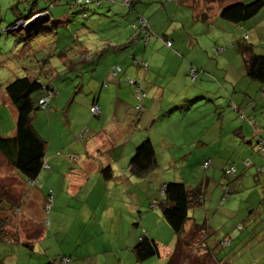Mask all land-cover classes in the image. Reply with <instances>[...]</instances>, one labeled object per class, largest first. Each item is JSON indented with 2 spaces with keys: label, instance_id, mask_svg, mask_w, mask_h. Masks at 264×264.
Instances as JSON below:
<instances>
[{
  "label": "crops",
  "instance_id": "obj_1",
  "mask_svg": "<svg viewBox=\"0 0 264 264\" xmlns=\"http://www.w3.org/2000/svg\"><path fill=\"white\" fill-rule=\"evenodd\" d=\"M120 1L104 0L100 3L99 0L98 6L109 11L108 15H104L107 18L111 14L123 15ZM175 1L176 4H173ZM238 1L250 0H132L134 4L131 9L135 8L137 14L147 18L154 33L148 42L139 39L142 30L137 33V39L131 37L132 15H118L96 27L94 23L97 17L83 25L78 21L74 24L73 19L69 24L65 12L62 14L60 11L68 10L71 3L66 2L64 5L69 6L53 11L50 7L36 9L48 13V20L41 26L46 30L49 41H37V51L32 53L28 61L30 65L26 66L33 70L34 63H37L35 58L44 57L43 60L47 61H42V67L38 70L45 75V79L52 78L56 91L49 107L42 110L44 113L36 112L32 119L33 127L47 141V167L42 168L34 184L24 181L15 170L14 176L2 173L0 167V186L13 184L17 188L11 190L17 199L12 201L14 209H8L11 207L9 200L1 204L6 209L1 210L0 214L8 217L5 229L32 240L33 236L28 238L22 231L39 230L40 222L34 217L37 212L39 218L44 216L47 194H50L55 204L57 196L64 198L63 190L68 195H78L83 189H90L85 185L94 178L99 184L98 188L103 191L102 196L107 190L111 194L103 208L108 217L113 214L121 217L119 228L126 226V214L121 211V214L117 213L118 210L113 206L114 189L117 201L127 194L136 208H130L129 215L136 211L138 220L132 216L131 219L127 218L138 223V229L129 235L132 239H126L128 251L133 253L139 237L145 234L157 242L159 253L162 251L163 255L171 256L175 243L163 244L155 235L166 223L152 209L153 203L161 197L159 190L162 192L166 183L182 182L188 190L197 188L201 193L199 203L188 210L189 219L184 229L189 231L194 222L207 223L214 239L229 234V241L244 240L253 247L257 246L252 252V263L264 264V249L256 250L264 248V156L254 148L257 141H264V82L253 81L246 75L245 56L239 49L235 52L239 57L236 68L231 67V56L226 55L213 64L212 70L204 65V54L199 53L202 51L200 39L206 36L221 42H231L237 48L239 44L249 42L254 51L264 53V6L253 17L239 23L220 17L223 6ZM52 2L54 6L61 5V0ZM92 9L94 12L96 8ZM88 17L87 12L84 18ZM79 28H85L81 31L86 34L84 38H80ZM73 30L76 35L72 34ZM244 35L246 40H242ZM162 38L172 41L171 48L164 44ZM180 52L184 53L187 61L181 59ZM47 54H51L49 58H45ZM127 54L148 61V68L135 66ZM0 55L3 56L1 51ZM117 64L121 71L114 75L110 70ZM190 64L202 68L193 84L188 77ZM128 77L141 82L146 93L141 101L140 114L134 106V90L126 81ZM203 80L209 83L205 84ZM195 100L204 102L200 104V110L190 112ZM0 101L13 116L11 130L14 135L16 110L1 90ZM93 103L100 108L96 119L88 116ZM237 107L249 121L237 118ZM178 111L187 117V125L179 130L184 143L188 145L187 148L200 152L199 165L210 159L211 165H214L212 171L205 168L204 174L198 176L200 169L196 162L190 165L189 170H175L176 155L171 153L175 149L171 150L167 135L173 134L169 119ZM44 122H47L46 127ZM157 126H160L161 133L159 143L151 134ZM80 133L83 136L78 138ZM146 139L151 142L157 164L155 168L139 175L133 170L130 159L135 148ZM161 150L166 152L165 156L159 155ZM183 156L185 152L179 153L178 159ZM185 160L187 163V156ZM230 165L235 168L232 175L224 172ZM105 166L110 167V176H104L101 172ZM259 167L262 169L259 170ZM52 179L66 184L58 194L55 192L52 195L53 191L49 189ZM142 183H148L149 188L148 184ZM95 188L96 184L92 185L91 191ZM225 188L226 194L223 195ZM241 197L244 205L238 207L236 200ZM134 201L137 204L134 205ZM18 210L20 214L16 212ZM236 223L239 230L245 227L240 235L239 231L232 228ZM110 224L114 232V222L110 221ZM226 226L229 228L222 230ZM41 236L38 235L37 240ZM211 258L216 263L213 254Z\"/></svg>",
  "mask_w": 264,
  "mask_h": 264
},
{
  "label": "rangeland",
  "instance_id": "obj_2",
  "mask_svg": "<svg viewBox=\"0 0 264 264\" xmlns=\"http://www.w3.org/2000/svg\"><path fill=\"white\" fill-rule=\"evenodd\" d=\"M51 1H53L52 3H54V0ZM51 1L0 0V51L3 54V56L0 55V90L2 92L4 85L8 81H11L12 79L18 76L24 75V67L26 65H30L28 63L29 59L32 58V53H35V51H37V41H44L46 43L49 41V38L46 36L45 29H41L38 33L30 37V39L24 38L27 35L26 32L21 28H14V30L12 31L6 30L7 26L9 24H12L16 18L22 16L26 17L32 8L36 10L50 7L51 11L62 7L64 8V6H69L64 5L66 2L72 3V6H69L68 10L65 9L60 12H62V14L65 12L64 15L67 16L66 21L69 24L71 19L74 20V24L76 23V21H78L80 25H83L84 22L90 21L91 19L97 17V20L94 25L98 27L102 25L105 21L109 22L111 18L115 19L116 16L122 15L111 14L107 18L104 15H108L109 11L104 9L103 6L94 5L95 2L98 0H92L93 2L91 4H88L87 7L77 6L75 0H61V5L55 6L51 4ZM103 1L104 0H100V3H102ZM120 2L123 6L124 11V14L122 16L132 15V17L134 18L133 21L136 22L137 20L139 22V18L137 16L135 8L131 9L133 7L130 8L129 6H127L123 0H121ZM173 4H176V1ZM92 7L96 8L94 12H92ZM83 11L89 13V17L87 19L83 17ZM101 28H103V26ZM82 29L85 28L78 29L80 38H84L86 35L84 33H81ZM72 34L76 35L75 30H73ZM134 34L135 32L133 30L131 32V36H133ZM199 36L200 38L203 37L202 35ZM225 44L229 45L228 42H221L217 38H208L206 36L204 39H200L199 45L201 46L202 51H199V53L204 54L203 63L204 65H207L206 67L211 68L213 70V64H215L216 61L221 60V58L226 55L231 56V67H237L236 65L239 64V57L235 53L238 49L236 47V44L233 47H228L227 49L222 51L221 54L213 56L212 46H225ZM179 54L181 56V59H185L187 61L185 56H183L184 53L182 54V52H180ZM192 58H194L193 55ZM237 72L239 74L241 73L239 70H237ZM203 83L206 84L209 82L207 80H203ZM202 102L204 101L195 100V102H193V108H191L190 112L200 110V104H202ZM135 105L136 103L134 104V106ZM0 109H2L0 116V134L3 133L4 135L11 136L13 135V132L11 130L14 125L13 116H11L10 109L3 105L1 101ZM37 112L39 114L44 113L40 109L37 110ZM88 116L90 119H96V117L93 116L90 112ZM137 116L138 114L136 115V118ZM237 118L240 121H243L239 117ZM186 119L187 117H184L180 111L174 112V115H172L169 119L173 129V134H168L167 137H169L171 141V150L175 149L171 151L172 154L176 155L177 160L174 167L176 171L181 172L189 170L190 165L193 166L196 162L197 168L200 169V173L198 174V176H200L201 174H204L203 172L205 170L202 167V163L199 165L200 152L187 148L188 145L184 143L183 137L179 133V130H181L184 126L187 125ZM46 123L44 122L45 127L47 126ZM82 128H86V126H83ZM52 131L53 126L51 128V132ZM151 134L155 136V141L159 143V137H161L160 126L154 127L151 131ZM52 137H54V135H52ZM183 151L185 152V156H187L188 158L187 163V160H185V156H183V158L178 159L179 153L183 154ZM161 154L165 156L166 152L161 150L159 152V155ZM160 160H162V158H160ZM0 164L2 173H7L8 175L14 176L15 173L13 167L1 155ZM213 166L214 165L210 164L209 167L206 169L212 171ZM217 170L219 171V168H217ZM230 174L232 175L234 173ZM21 178H23L24 181H27V183H30L26 178L24 179L23 176H21ZM7 179L9 180L10 178ZM40 182L41 181L38 180V184H40ZM95 184L96 188L91 191V186H94ZM5 185L8 186V190H4L2 194H6L7 198L13 202L17 201V199L15 198V193H13V191L15 189L17 190V188L13 184ZM64 186H66V184H63L62 181L60 182V180L56 181V179H52L50 181L49 189L50 191H53V195L55 192L58 194V192L62 191L61 187ZM149 186L150 185L148 184V188ZM85 187L90 189H83L78 195H68L63 190L62 195H64V198L62 199V196H59L58 198L57 196L55 199L56 207H53L54 203L52 202V207L50 208V210L49 208H47L44 216H41V218H39L38 212L35 209L37 215L34 218L40 222L38 225L39 230L35 232L22 231L25 233L24 235L28 238L33 236L32 240H28L27 238H21L18 235V232L8 231L10 234H13L10 236L15 237L8 236L5 241L0 242V264H213L209 257H205L204 255L198 257L196 253H193L192 248L195 247V244H197V242L196 238L193 239L191 238V236L188 237L187 245L183 246V244H179L181 246L178 247V249L180 248L182 252L174 251L175 254H173L172 261L171 256L165 254L163 255V252L161 251L158 255H153L142 262H136L133 253L128 251V249L126 248V243H128L126 242V239L130 241L132 237L129 235H133L134 231L138 229L137 222L134 223L133 220L129 221L127 219L132 216L135 217L136 220H138L136 211L135 213H131L129 215L130 208L133 210L136 209L132 206V200L129 199V196L126 194L124 198H119V200L117 201V195L114 194L116 189H114V191L112 192V196L115 199L113 206L116 210H118L117 213L121 214V212H124L122 214H126V217H124L126 218V226H123V229H121L119 228L122 224L121 217H117L114 214L108 217L106 209L103 208V206L107 204L108 197L111 196L108 190L105 191L102 196L103 191L98 188L99 184L94 181V178H91L89 182L85 185ZM136 189L137 187L131 192ZM142 189H144V187H142ZM225 191L226 188L223 190V195L226 194ZM161 193L162 192L159 190L160 196ZM142 194H144L143 190ZM60 198L62 199V201H60ZM241 199L242 197L236 200L237 204L239 205L238 207L244 205V201H241ZM67 200L70 201L67 202ZM225 202L227 203V201ZM135 204L137 203L134 201V205ZM98 205L99 207H97ZM16 212H18L19 214L21 213L19 210ZM152 212H156L158 217H161L159 209L157 211L152 209ZM0 216L1 218L4 217L3 214H0ZM110 221L114 222V232L111 231ZM240 223H242V225L245 224L244 222ZM163 226L164 228H161L160 230L156 231L155 235H157L161 243L169 244L170 242H172V244L174 245L176 237L174 235L173 229L168 224H165ZM238 227L239 226L237 223L232 226L233 230H235L236 232L239 231L238 234L240 235L244 232L245 227L242 226V230H239ZM227 228L229 227L226 226L222 228V230ZM40 234L42 236L37 240V237ZM224 238L226 239V242H224L226 245H222L220 243V241ZM230 238L231 236L229 234H222V236L216 238V241L213 237L211 239L209 238V247L216 259V263L253 264L252 252L257 246H254V248L252 245L246 243L244 240L242 242L239 240L229 241L228 239ZM21 241L32 242L30 243V245L26 246V244L23 245ZM263 249L264 248L259 247L256 250L263 251ZM215 254L217 256H215ZM64 258H67V260H64ZM169 258L170 262L168 263ZM125 259L126 263H124Z\"/></svg>",
  "mask_w": 264,
  "mask_h": 264
},
{
  "label": "trees",
  "instance_id": "obj_3",
  "mask_svg": "<svg viewBox=\"0 0 264 264\" xmlns=\"http://www.w3.org/2000/svg\"><path fill=\"white\" fill-rule=\"evenodd\" d=\"M93 1L91 0V4ZM98 2V4H96ZM95 4L99 5V0L96 1ZM88 4H82V7H87ZM134 2H131L130 8L133 7ZM72 5V3L70 4ZM264 6V0H250L248 2H233L230 4H227L223 6L220 10V17L231 21L235 23H239L245 19H248L250 17H253L260 9ZM37 10H34L33 8L29 11L26 17L23 18H29L31 17ZM87 13V12H86ZM138 18H142L143 21L139 22L136 20L131 23L132 31L134 30L135 36H131L132 38L137 39L138 35L137 33L139 30H142L140 32L141 41L148 42L151 39V36L154 35L150 25L148 24L147 18L144 16H140L137 14ZM22 18H16L12 24H9L6 28V30L12 31L14 29H11L12 26L16 23V21L20 20ZM43 26L39 25L33 30L26 33V37L30 39L34 34L38 33ZM242 40H246V35L242 36ZM164 41V44L171 48L172 41L166 38H162ZM227 43V42H226ZM228 44H225V46L220 45H214L212 46L213 56H217L222 53L225 49L228 47H232L233 44L231 42H228ZM248 44H239L238 49L244 55V63H245V69H246V75L253 81H259L264 82V53L256 52L254 51L253 47ZM59 53V52H58ZM51 54H47L45 58H49ZM58 55V54H57ZM129 55V56H128ZM127 57L131 58L132 63L135 66H139L141 69H147L148 68V61L146 60H140L135 58L132 54H127ZM37 59V63H34V69L31 70L27 68V66L24 67V75L18 76L11 81H8L3 88V92L8 97L12 105L14 106L16 110V119H15V134L12 136H5L0 134V155L13 167V169L20 174L21 176L26 178L31 184H34L40 171L42 168L47 167V163L45 161V153L47 148V141L42 138L37 130L32 125V119L34 118V114L37 112V110H45L47 107H49L51 101L55 97V88L52 84V78H44L45 75L41 73L40 69L42 67V61L43 58ZM47 61V60H46ZM45 61V62H46ZM44 62V64H46ZM114 65L112 66L110 72L112 74L113 70L115 68ZM193 69L196 71V75L193 79L190 77V70ZM202 68H199L196 65L190 64V68L188 70V77L190 80V83L193 84V82L196 80V77L198 75V72ZM121 71V67L119 66V70L115 73ZM114 74V75H115ZM43 78V79H42ZM127 79H131L134 82L131 83L128 80H126L128 83H130L133 86V92L135 96V88H139V90L144 94L142 98L138 101L136 100V105L141 106V101L143 98H145V91L143 90L141 86V82L139 83L134 78L128 77ZM53 90L55 93L53 96L48 100L45 107H41L38 103V100L46 96L48 94V89ZM43 89V91H42ZM135 105V108H136ZM234 106V105H233ZM99 107V106H98ZM100 109V108H99ZM142 109V108H141ZM237 116L241 120H247L249 121L248 117L245 116V114L237 107ZM90 111V107H89ZM138 114H140V110H138ZM92 114V112L90 111ZM100 113V111H99ZM98 114L93 116L97 117ZM83 133H80L78 138L82 137ZM260 142L257 141L254 145V148L258 150V152L262 153L264 156V152L257 149V144ZM131 166L133 170L137 174H144L148 172L149 170L156 167V158L153 151V147L151 145V142L146 139L143 140L136 148L133 153V156L130 159ZM203 163V162H202ZM211 163H209L210 165ZM208 165V166H209ZM245 165V164H244ZM207 166V167H208ZM1 167V164H0ZM203 167V166H202ZM207 167H203L204 169ZM233 167V165L228 166L226 169ZM224 170V172L226 171ZM235 171V168H234ZM101 172L104 176H110L111 175V169L109 166H105L102 168ZM233 173V172H232ZM230 174V173H227ZM3 190V191H2ZM8 190V187L6 185L0 186V212L1 210L6 209L1 205L2 203H7L8 198L6 194H2L3 192ZM50 194H47V203L45 204V211L47 208H51L52 204V197ZM201 197L200 189H194V190H188L186 185L182 182H168L166 185L162 188V193L160 199L153 203V209L158 210L161 214L162 219L165 221L166 224H168L174 231V235L176 237L175 242V252H182V250L178 247L183 244V246L188 244V237L191 236V238H196L197 244H195V247L192 248L193 253H196V255L201 256L204 255L205 257H209L213 264V257L211 258L212 251L209 247V238L211 239L213 237L212 230L209 229L207 223H196L194 222L192 225V228L189 231H186L184 229V225L189 219L188 210L191 206L196 205L199 203V199ZM6 201V202H5ZM11 205L8 209H14L12 204V201L9 200ZM47 205H49L47 207ZM15 206V205H14ZM8 220V217L1 218L0 216V241H5L7 237H15L10 236L13 234H10L5 229L6 221ZM13 239V238H12ZM16 240V239H14ZM18 240V238H17ZM216 240V239H214ZM13 242V240H12ZM22 244L30 245L31 241H21ZM224 242H226L224 239L220 241L222 245H226ZM179 245V246H178ZM182 246V247H183ZM173 252V254H175ZM133 253L135 256V259L137 262H142L146 260L147 258L158 255L159 254V248L157 242L148 237L147 235H141L139 237L138 242L133 247ZM173 254L171 255V261L173 259ZM220 261V260H219ZM170 262V258L168 260V263Z\"/></svg>",
  "mask_w": 264,
  "mask_h": 264
},
{
  "label": "built area",
  "instance_id": "obj_4",
  "mask_svg": "<svg viewBox=\"0 0 264 264\" xmlns=\"http://www.w3.org/2000/svg\"><path fill=\"white\" fill-rule=\"evenodd\" d=\"M123 1H124V3H125L127 6L130 7L132 0H123ZM90 2H91V0H75V3H76L77 6H81L82 4H88V3H90ZM96 4H98V2H96ZM82 15L85 17V16H86V12H83ZM139 20H140L141 22L143 21L142 18H141V19L139 18ZM13 28H14V27H12L11 29H13ZM118 70H119V66H115V68H114V70H113V73L115 74ZM189 73H190V77H191V79H193V78L195 77V75H196V71H194L193 69H191ZM127 80H128L129 82H131V83L134 82V81L131 80V79H127ZM54 93H55V92L49 88V89H48V94H47L46 96L41 97V98L38 100V103L40 104V106H41L42 108L45 107L46 103H47L48 100L53 96ZM143 95H144V94L139 90V88H138V86H137V88H135V97H136V99L139 101L140 98L143 97ZM136 109L141 110L140 105H136ZM90 111L92 112V114L96 115V114L99 113L100 109H99V107H98L97 104L93 103V104H91V106H90ZM256 147H257V149H259L260 151L264 152V142L260 141V142L257 144ZM209 163H210V159H206V160L203 161L202 166H203V167H207V166L209 165ZM258 169L261 170L262 168L259 167ZM232 172H234V168H233V167H230V168L226 169V171H225V173H232ZM48 206H49V205H47V207H48Z\"/></svg>",
  "mask_w": 264,
  "mask_h": 264
},
{
  "label": "water",
  "instance_id": "obj_5",
  "mask_svg": "<svg viewBox=\"0 0 264 264\" xmlns=\"http://www.w3.org/2000/svg\"><path fill=\"white\" fill-rule=\"evenodd\" d=\"M48 20V13H42V14H37L33 17H31L29 20H20V22L16 23L14 25V28H21L23 29L26 33L33 30L39 25L44 24Z\"/></svg>",
  "mask_w": 264,
  "mask_h": 264
},
{
  "label": "clouds",
  "instance_id": "obj_6",
  "mask_svg": "<svg viewBox=\"0 0 264 264\" xmlns=\"http://www.w3.org/2000/svg\"><path fill=\"white\" fill-rule=\"evenodd\" d=\"M83 12H85V11H83ZM83 12H82V13H83ZM42 13H46V12H39V11H36L31 17H33V16H35V15H37V14H42ZM86 15H87V13H86ZM31 17H29V18H27V19H26V18H22V19H24V20L26 21V20H29ZM83 17H84V16H83ZM22 19H20V20H22ZM20 20L16 21V23L20 22ZM16 23H15V24H16ZM15 24H14V25H15ZM14 25H13L12 27H14ZM13 29H14V28H13ZM16 29H19V28H16ZM210 163H211V160H210ZM64 260H67V258H64Z\"/></svg>",
  "mask_w": 264,
  "mask_h": 264
}]
</instances>
